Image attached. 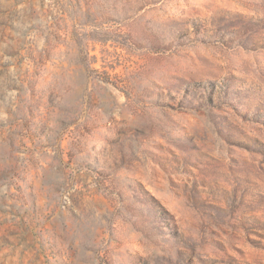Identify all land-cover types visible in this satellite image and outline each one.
I'll return each instance as SVG.
<instances>
[{"label": "rangeland", "instance_id": "374dc122", "mask_svg": "<svg viewBox=\"0 0 264 264\" xmlns=\"http://www.w3.org/2000/svg\"><path fill=\"white\" fill-rule=\"evenodd\" d=\"M0 264H264V0H0Z\"/></svg>", "mask_w": 264, "mask_h": 264}]
</instances>
